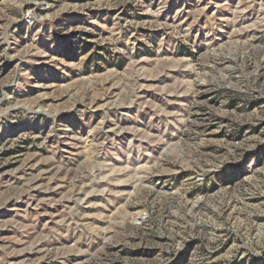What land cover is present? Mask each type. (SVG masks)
Returning <instances> with one entry per match:
<instances>
[{"label": "rangeland", "instance_id": "rangeland-1", "mask_svg": "<svg viewBox=\"0 0 264 264\" xmlns=\"http://www.w3.org/2000/svg\"><path fill=\"white\" fill-rule=\"evenodd\" d=\"M0 264H264V0H0Z\"/></svg>", "mask_w": 264, "mask_h": 264}]
</instances>
